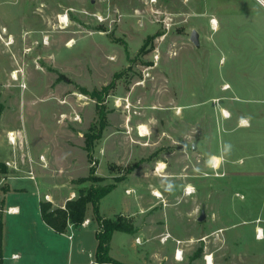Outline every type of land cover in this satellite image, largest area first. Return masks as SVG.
I'll return each mask as SVG.
<instances>
[{"label":"rangeland","instance_id":"374dc122","mask_svg":"<svg viewBox=\"0 0 264 264\" xmlns=\"http://www.w3.org/2000/svg\"><path fill=\"white\" fill-rule=\"evenodd\" d=\"M257 2L0 0V161L13 163L0 177L19 174L5 178L10 191L49 187L64 195L117 184L99 212L132 214L137 233L116 231L109 243L122 262L154 264L143 256L158 250L159 264H171L178 248L176 264H207L206 255L213 264H264V7ZM86 132L100 133L90 158ZM85 176L92 179L76 180ZM26 199L37 203L36 195ZM85 218L88 226L68 230L79 260L88 238L96 248L91 203ZM158 225L164 233L145 241L142 233Z\"/></svg>","mask_w":264,"mask_h":264},{"label":"crops","instance_id":"0c3cea01","mask_svg":"<svg viewBox=\"0 0 264 264\" xmlns=\"http://www.w3.org/2000/svg\"><path fill=\"white\" fill-rule=\"evenodd\" d=\"M258 4L264 7V5H261L260 3ZM22 160L24 162L20 161V165H24L25 163H27L25 157H23ZM7 161L5 163H7ZM44 171H46V169H44ZM18 175L7 174L6 177L1 176L0 184H2L3 181L7 183L6 180L8 178L17 177ZM40 178L43 182L42 176ZM45 189L46 191H35V192L10 191V187L8 183L5 188L2 189L0 188V264H90L93 261L95 246H92L90 238H88V241L86 242L88 244V249H89L87 257H85L84 260H79V256L75 255L74 257L72 253L71 247H72V240L74 237L73 232H68L69 229L70 230L75 229L76 227H73L71 224H68L67 226L68 229L66 228L63 232H58L54 230L51 226H49L46 222H44L40 214L39 203L41 200H43L41 199L43 195L45 194L48 195V198L44 200L50 201L54 207H62L67 199L72 198L75 195V191H69L64 195H62L59 194L58 191H49V187H45ZM27 193H29L31 196L36 195L37 197L36 204L30 203V201L26 199ZM11 194H14L15 196L12 198V200H14V203L7 204V198H9ZM139 212H141V210H139ZM4 213L7 215H4ZM120 214L126 217L132 216V214L130 213H126V214L120 213ZM101 215L104 217H108L104 214ZM90 223L91 221L89 219V223L87 225H79V226L86 227ZM144 227L142 229H144ZM115 232L116 231L112 233L111 239L113 238ZM141 232L142 231H140V233ZM162 233L164 232L162 231V228H159L158 225L155 227V229L154 228H152L151 230L148 229L146 232L142 234L146 238L145 241L149 242L154 237H157L159 234ZM69 234H72L71 238L68 237ZM28 237L36 238L38 240V243H41L40 246H37L36 241H31V240L28 241L27 239ZM43 237L48 238L58 247L50 248L47 246H43L42 243L45 244V242L41 241ZM136 237L137 236H135V238ZM83 241H84L83 236L82 238L79 236V238L77 239L78 245L83 243ZM66 245L68 246V249H66L67 251L66 256L63 258H59L60 254H62L63 250L65 249L64 246ZM94 245H96V238L94 239ZM109 250H110V246H109ZM80 258L82 259L81 256ZM143 260L144 261L151 260L154 264H159L158 250H151L148 255L143 256ZM176 260L177 259L174 256L173 260H171V264H176L175 262ZM155 261L157 262L155 263ZM178 261L179 260H177V262Z\"/></svg>","mask_w":264,"mask_h":264},{"label":"trees","instance_id":"16d2710c","mask_svg":"<svg viewBox=\"0 0 264 264\" xmlns=\"http://www.w3.org/2000/svg\"><path fill=\"white\" fill-rule=\"evenodd\" d=\"M100 133H84V148L87 151V156L90 158L95 139L99 138ZM0 170L3 173L7 172V167L4 162L0 161ZM92 179L89 176L79 177L77 181ZM75 181V182H77ZM114 184L108 185H89L87 187H78L75 195L65 201L62 207H52L50 201L41 200L40 214L44 222L58 232H63L68 224L73 227L79 226L85 219V210L88 203L93 206L94 216L97 221V229L95 232L96 248L93 261L90 264H131L119 261L109 254V243L114 231H124L135 233L137 228L133 225L130 217L118 214L114 217H104L99 212V203L102 197L110 192Z\"/></svg>","mask_w":264,"mask_h":264},{"label":"bare ground","instance_id":"6f19581e","mask_svg":"<svg viewBox=\"0 0 264 264\" xmlns=\"http://www.w3.org/2000/svg\"><path fill=\"white\" fill-rule=\"evenodd\" d=\"M58 17H59V20H60L61 23H63L64 25L67 24V21H68V17H67V15L60 14ZM212 24H213V28L217 27V21H216L215 19H213ZM64 25H63V26H64ZM73 41H74V40L71 39L69 42H67V44H68V45H71V44L73 43ZM15 72H17V70H14V73H13V76H12L13 79H17V78L15 77V75H16ZM241 125H246V124H242V123H241ZM15 135H16L15 132H13V131H9V141H10V142L15 141ZM188 191L191 192L190 188H188ZM152 193H153L154 196H156V197H160V196H161V194H160V192H159L158 190H153ZM259 234L261 235V230H260V229H259ZM176 259H177V260H181V259H182V251L179 250V249H178V252H177ZM205 260L207 261V264H213L212 257H211L210 255H206V256H205Z\"/></svg>","mask_w":264,"mask_h":264},{"label":"water","instance_id":"95a60500","mask_svg":"<svg viewBox=\"0 0 264 264\" xmlns=\"http://www.w3.org/2000/svg\"><path fill=\"white\" fill-rule=\"evenodd\" d=\"M190 41L195 45L198 46L199 45V34L198 31L196 29H192L191 34H190ZM196 145L195 143H192V149H195ZM205 217V212H204V208H201L200 214L198 216V220H203Z\"/></svg>","mask_w":264,"mask_h":264},{"label":"built area","instance_id":"2783aa9c","mask_svg":"<svg viewBox=\"0 0 264 264\" xmlns=\"http://www.w3.org/2000/svg\"><path fill=\"white\" fill-rule=\"evenodd\" d=\"M256 1H258L261 5H264V0H256ZM6 164L11 166V164H13V163L10 162V161H7ZM12 166H13V165H12ZM13 168H15V166H14ZM29 176L33 177L32 172L29 173ZM44 197H45V198H48V195L45 194ZM88 223H89V219H88V218H85V219L81 222L80 225H87ZM71 236H72V234H69V235H68L69 238H71ZM135 240H136V242H139V238H138V237H137ZM161 241H164V237L161 238ZM177 252H178V248H176L175 251H174V256H175V257L177 256ZM110 264H112V263H110Z\"/></svg>","mask_w":264,"mask_h":264}]
</instances>
